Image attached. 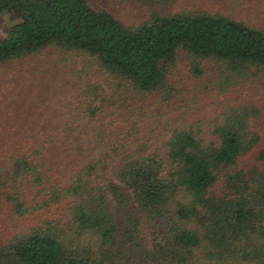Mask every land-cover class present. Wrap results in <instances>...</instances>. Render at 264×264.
I'll use <instances>...</instances> for the list:
<instances>
[{
    "label": "trees",
    "instance_id": "obj_1",
    "mask_svg": "<svg viewBox=\"0 0 264 264\" xmlns=\"http://www.w3.org/2000/svg\"><path fill=\"white\" fill-rule=\"evenodd\" d=\"M145 1L126 20L101 1L0 0L13 19L0 37V218L19 217L0 225V264H264V24ZM180 51L221 105L144 137L139 114L171 103ZM58 71L83 80L62 102ZM129 116L112 136L93 123Z\"/></svg>",
    "mask_w": 264,
    "mask_h": 264
},
{
    "label": "rangeland",
    "instance_id": "obj_2",
    "mask_svg": "<svg viewBox=\"0 0 264 264\" xmlns=\"http://www.w3.org/2000/svg\"><path fill=\"white\" fill-rule=\"evenodd\" d=\"M94 2L101 1L103 3H107V6L111 9L117 7L119 8V12L122 18L128 20V18H132L138 15L139 11L144 10L147 7L145 0H93ZM200 2L205 4H216L219 7H229L234 13L235 16L239 18H243L247 21H251L254 23H263L264 24V0H175L173 4L163 3V8H177L183 4L189 2ZM165 2V0H164ZM13 23V19L11 15L7 12H3L0 14V37L5 35L10 24ZM69 66H71L74 70L77 66L87 67L85 72L86 78L90 80L99 79L98 73L96 72L95 65H91L89 59L78 56L70 53L69 56ZM89 61V62H88ZM192 58L184 51H180L177 61L171 67V75L169 76V88L172 92V101L168 105L167 103H161L159 106L156 103L148 108L147 106L142 108V112L139 114V126L141 129L142 136H148V132L150 131L159 139L163 134H166V125L165 122L169 116L178 115L183 112H187L190 118L204 117L211 114L214 108L219 107L221 105L220 99L221 97L218 94V90L215 88L213 83L208 81V74L198 75L195 67L191 64ZM213 62L207 61L208 66H211ZM203 63H200V67ZM47 66V65H44ZM215 65H213L214 67ZM43 67V66H42ZM212 67V66H211ZM70 71V70H69ZM209 72V71H208ZM57 77H61L60 84L56 86V92L53 94L55 100L62 102L63 97L66 95H70L73 92L76 94L77 87L81 79L75 80L73 76H69L68 74H62L58 71ZM76 82V83H75ZM62 84V85H61ZM78 88V87H77ZM54 99L51 95H48V100L50 101V105L54 104ZM252 99H258V103L262 102V97L258 96L257 93L253 95ZM159 99L157 98V102ZM130 103L133 107L139 106V101L136 98H132ZM145 103V102H144ZM154 103V102H153ZM107 111L101 113L105 115ZM121 112V111H119ZM102 115L100 117H102ZM123 116V115H120ZM133 117L129 116L127 119H119L121 122L115 124L113 127L111 125H105L109 122V118L100 119L98 121H94L93 123L97 127H103V130L107 131L110 136L114 134V132L119 127H124L125 124L129 123ZM165 128V129H164ZM84 129V127L82 128ZM164 130V131H163ZM158 139V140H159ZM95 140L89 139L86 143L83 144L81 142L80 149L84 151L88 145H91ZM109 141V138L108 140ZM19 220V217L13 216L11 214H7L0 218V225L3 223L5 225H10ZM139 264H151L147 261L138 260Z\"/></svg>",
    "mask_w": 264,
    "mask_h": 264
}]
</instances>
